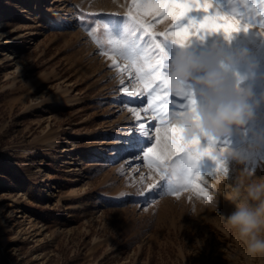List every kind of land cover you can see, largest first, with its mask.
Listing matches in <instances>:
<instances>
[{
	"label": "rangeland",
	"instance_id": "obj_1",
	"mask_svg": "<svg viewBox=\"0 0 264 264\" xmlns=\"http://www.w3.org/2000/svg\"><path fill=\"white\" fill-rule=\"evenodd\" d=\"M208 1L215 7L209 12H242L243 0ZM130 9L135 11L132 0H0V264H264V256L247 257L244 244L221 218L235 210L231 201L217 194L216 210L204 207L215 192L216 182L207 178L214 175L216 161L203 157L197 166L202 178L173 194L165 193L159 170L148 166L144 153L161 128L149 105V93L157 94L143 90L130 61L110 50L99 29L104 49L83 26L97 27L93 13L126 16ZM194 9L189 17L205 14ZM142 19L150 27L138 33L140 43L156 35L166 75L180 46L160 33L173 21L152 15ZM207 34L216 32L191 36L184 47L196 55L245 51L232 74L259 100L264 95V37L257 45L231 35L230 49L223 52L227 46L205 44ZM113 61L122 71L111 66ZM248 63L254 65L251 70ZM183 87L197 98L190 81ZM168 99L176 101L168 105L170 112L185 102L171 92ZM139 109L148 111L144 126L150 128L151 143L144 137L135 151L125 153V137L141 123ZM53 142L55 152L49 149ZM200 142L203 147L209 139L202 136ZM212 148L243 157L242 162H222L227 184L234 186L241 171L264 176V101L243 128L216 138ZM113 150L118 155L109 160ZM157 184L161 187H152ZM78 202L83 206L74 208Z\"/></svg>",
	"mask_w": 264,
	"mask_h": 264
},
{
	"label": "snow or ice",
	"instance_id": "obj_2",
	"mask_svg": "<svg viewBox=\"0 0 264 264\" xmlns=\"http://www.w3.org/2000/svg\"><path fill=\"white\" fill-rule=\"evenodd\" d=\"M132 4L135 11L130 9L126 16L119 14L97 16L93 13V23L97 27L92 28L91 24L83 26L86 30L91 29L89 36L100 49H104L105 42L96 35L99 29L100 33L108 38L110 50L130 61L143 90L153 89V92L157 93L155 96L149 93V105L153 107L154 119L160 121L161 128L157 129L156 142L151 144L144 156L149 167H156L159 170L165 193L173 194L178 187L194 185L196 179L202 178L197 166L203 157L207 156L216 161L218 169L221 162L214 155L212 139L208 138L209 143L202 147L200 137L189 139L184 136L180 127H165L171 123L172 112L168 111V105L176 103L175 100L168 99L170 92L184 98L185 102L177 105L180 109L177 113L194 110L196 101L192 93L183 86H178L174 91L169 89L161 70L164 51L156 35L151 34L150 42H146L144 46L141 45L140 39L143 37H138V33H141V30L147 33L150 27L144 23L142 16L170 18L173 21L172 26L160 35L164 39H171L175 44L183 46L191 36L222 32L227 39L234 32L246 31L245 21L253 22V12H257L260 16V26L264 27V11L259 10L264 9V0H255V5L248 3V0H243L246 11L237 13L233 10L230 15L221 14L220 11L209 12L212 4L208 0H132ZM194 8L202 10L205 14L199 18L189 17L188 13ZM180 21H186V23H180ZM102 54L106 53L102 52ZM111 66L122 71L115 61ZM119 83L123 85L124 81L120 80ZM153 85L157 87L153 88ZM122 90L126 91V89ZM138 94L142 95L143 92ZM157 101L158 104H156ZM129 131L132 134L125 137L126 143L121 151L129 154L135 151L138 140L144 137L148 138L145 142L151 143L150 128H146L143 124L139 128L133 125ZM137 132L140 133L139 137L136 135ZM164 181L167 183L164 184ZM161 184L152 187L159 188ZM195 186L198 187V185Z\"/></svg>",
	"mask_w": 264,
	"mask_h": 264
},
{
	"label": "clouds",
	"instance_id": "obj_3",
	"mask_svg": "<svg viewBox=\"0 0 264 264\" xmlns=\"http://www.w3.org/2000/svg\"><path fill=\"white\" fill-rule=\"evenodd\" d=\"M179 46L163 78L171 91L188 81L198 91L194 110L172 112L171 122L189 139L206 136L215 140L229 135L233 128H243L253 118L257 104L264 101V95L259 100L254 97L250 86H238L232 74L234 63L247 53L241 50L235 55L218 52L196 55L185 44ZM247 66L249 70L254 67L251 63ZM214 155L221 165L207 178L215 181L216 187L204 207L215 211L216 195L223 194L235 205V210L227 218H221L244 244L247 257L264 256V176L254 178L251 172L241 171L236 184L229 185L222 162L227 158L242 162L243 157L231 149L215 151ZM191 213L196 214V209H191Z\"/></svg>",
	"mask_w": 264,
	"mask_h": 264
},
{
	"label": "bare ground",
	"instance_id": "obj_4",
	"mask_svg": "<svg viewBox=\"0 0 264 264\" xmlns=\"http://www.w3.org/2000/svg\"><path fill=\"white\" fill-rule=\"evenodd\" d=\"M26 1V0H25ZM215 1L216 0H214V3H215ZM220 1V3H221V1H223L224 3H226V4H228L229 3V1L230 0H219ZM234 1H236V0H234ZM238 1V0H237ZM240 1V0H239ZM238 1V2H239ZM208 2H210V4L212 3L211 1H208ZM217 3H218V1H217ZM216 3V4H217ZM234 3H237V2H234ZM248 3H250V4H252V5H255V0H248ZM213 4V3H212ZM219 4V3H218ZM225 4V5H226ZM220 5V4H219ZM223 5V4H222ZM231 5V4H230ZM237 5V4H236ZM243 5V4H242ZM214 6V5H213ZM212 6V7H213ZM234 6H235V4H234ZM219 7L220 6H218V7H216V8H218L219 9ZM222 7V6H221ZM236 7V6H235ZM213 8H215V7H213ZM237 8V7H236ZM226 9V8H225ZM195 10V9H194ZM215 11H217V9H214ZM220 10V9H219ZM231 10V9H230ZM237 10V9H236ZM240 10L242 11V12H245L246 11V9L244 8V6H242V7H240ZM259 10H261V11H264V9H259ZM38 11V10H37ZM229 11V10H228ZM237 12V11H236ZM240 12V11H239ZM189 13H191V12H189ZM196 15V14H195ZM198 16V15H197ZM193 17V16H192ZM253 17H254V20H253V23H255L256 25H260V16L257 14V12H253ZM251 23V22H250ZM245 26L247 27V30L245 31V30H241V31H237V32H234L232 35L234 36V38L239 42H241V41H243V39L246 41H248L249 43L251 42L252 44L254 43V44H259L258 42H260V41H262L263 40V37H264V31H257L254 27H251V26H249L248 24H246L245 23ZM215 33V32H214ZM210 34H213V33H210ZM206 37V39H205V41L207 42V43H205L206 45H208L209 47H215V46H217V45H219V46H227L226 47V50L227 51H223V52H228L229 51V49H230V46L228 45V43L227 42H229V39L230 38H228V39H226L225 38V36L223 35V33L222 32H216V34H214L213 35V37H209L208 36V34L205 36ZM203 40V39H202ZM8 40L6 39L4 42H7ZM197 41V40H196ZM230 41H232V40H230ZM244 41V42H245ZM262 42H264V40L262 41ZM188 43V42H187ZM196 44H198V43H196ZM261 44V43H260ZM231 45H232V43H231ZM251 46V45H250ZM253 46V45H252ZM251 46V47H252ZM264 46V45H263ZM243 47H245V46H243ZM254 47V46H253ZM252 47V48H253ZM223 48V47H222ZM221 48V49H222ZM246 48V47H245ZM247 48H248V46H247ZM246 48V49H247ZM250 49L248 48V51H249ZM261 51V50H260ZM262 51H264V49H262ZM261 51V52H262ZM235 52V51H234ZM211 53H213V52H211ZM210 53V54H211ZM236 53H237V51H236ZM263 53V52H262ZM234 54V53H233ZM227 55V54H226ZM229 55V54H228ZM117 56V55H116ZM118 57V56H117ZM124 59V58H123ZM128 61V60H127ZM126 61V62H127ZM124 63H126L125 61H123ZM123 63V64H124ZM126 64H128V62L126 63ZM129 65H130V63H129ZM123 66V65H122ZM127 66V65H126ZM131 67H129V69H130ZM127 70V69H126ZM168 70V69H167ZM166 71H164L163 73H165ZM168 72V71H167ZM136 86L135 87H133L132 89L135 91L136 90ZM151 92V91H150ZM157 94V93H156ZM137 96H139V95H137ZM69 100H72V98L71 99H67L66 101H69ZM147 112L148 111H146L145 109H139L138 111H137V113H139V114H141V123H140V125L141 124H143V125H145L146 124V114H147ZM152 116H153V114L151 115V118H152ZM155 116V115H154ZM148 118H150V117H148ZM148 123H151V120L149 119L148 120ZM155 130V129H154ZM122 131V130H121ZM120 131V132H121ZM132 134V133H131ZM156 135H157V132L155 133ZM121 135H126V132L125 131H122L121 132ZM155 135V136H156ZM144 139H140V140H138V142H137V144L136 145H139V142H142ZM55 144H56V142H53V143H51L50 144V147H49V149L51 150V151H53V152H55V151H57V149L55 148ZM118 155V151H116V150H113L112 151V153H111V157H110V159L109 160H113L116 156ZM129 156H131V155H129ZM149 170V169H148ZM149 172H151V171H149ZM152 173V172H151ZM154 176V175H153ZM158 176H159V174H158ZM156 177V176H155ZM151 180V179H150ZM83 206V204H82V202H78L77 203V205L74 207V208H80V207H82ZM9 238H11L10 239V241L11 240H13L15 237H8L7 238V240L9 239ZM13 238V239H12Z\"/></svg>",
	"mask_w": 264,
	"mask_h": 264
}]
</instances>
